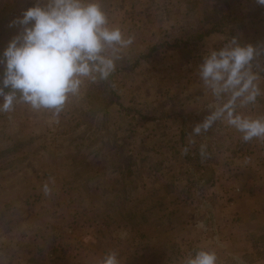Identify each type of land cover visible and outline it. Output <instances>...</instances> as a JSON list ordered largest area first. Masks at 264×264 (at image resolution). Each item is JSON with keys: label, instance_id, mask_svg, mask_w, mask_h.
<instances>
[{"label": "rangeland", "instance_id": "374dc122", "mask_svg": "<svg viewBox=\"0 0 264 264\" xmlns=\"http://www.w3.org/2000/svg\"><path fill=\"white\" fill-rule=\"evenodd\" d=\"M98 2L131 40L117 46L114 71L86 79L59 114L22 102L0 113V264H101L110 252L119 264H184L204 248L220 264H252L231 256L235 246L260 253L264 244L237 240L233 222L249 179L264 180V149L236 142L227 111L211 119L231 94L214 95L198 68L233 37L259 45L251 68L260 95L231 108L233 118L259 117L264 5ZM35 3L0 0V54L18 31L9 23Z\"/></svg>", "mask_w": 264, "mask_h": 264}, {"label": "clouds", "instance_id": "9594fccd", "mask_svg": "<svg viewBox=\"0 0 264 264\" xmlns=\"http://www.w3.org/2000/svg\"><path fill=\"white\" fill-rule=\"evenodd\" d=\"M256 2L264 5V0ZM9 27L18 31L0 54L4 69L0 74V113H10L22 102L36 111L59 114L71 97L79 95L86 79L95 82L97 74L106 79L114 71L117 46L131 43L119 27L109 25L98 0H36ZM258 47L241 45L233 37L223 48L205 55L198 68L200 80L214 95L231 94L229 104L211 119L227 111L228 123L243 134L245 142L264 137V117L233 118L231 108L239 98L254 103L260 95L255 83L258 77L251 68ZM109 50L112 56L106 54ZM217 262L214 250L200 249L184 264ZM101 264H119L116 253L106 254Z\"/></svg>", "mask_w": 264, "mask_h": 264}, {"label": "crops", "instance_id": "0c3cea01", "mask_svg": "<svg viewBox=\"0 0 264 264\" xmlns=\"http://www.w3.org/2000/svg\"><path fill=\"white\" fill-rule=\"evenodd\" d=\"M261 117H264V109L261 110L259 117H254L252 114V111L251 110L249 111V119H256V118H261ZM227 125H228L227 128H229L230 125L228 123ZM233 130L237 133V135H238V132L240 133V135L236 139V142L240 140L243 142V139H242L243 134L240 131H238L237 128ZM254 139H252L251 141L245 142V148L252 149V147L256 143V146L258 149L259 148L264 149V137L254 138ZM262 151L263 150H261L260 152H261L262 159L264 162V153H262ZM248 182H249V185H247L248 187H246L245 196L243 198V203L237 206L239 217L242 219L240 223L237 221L236 223L233 222V226L235 227L234 232L239 234L236 237L237 240L241 238L242 235L240 233H242V234L249 235L247 236L249 238L246 241H250V240L254 241L251 238L253 237L254 239L259 238L261 241L260 243L264 244V231H262L264 229V180L257 179L254 176H252ZM207 208L208 207H206L205 205H202L201 209H202L203 215L206 213ZM224 216L228 217V218H222L223 221H226V222L228 220L232 221V219L235 218L234 216L231 217L230 215H224ZM258 227L261 231H259L257 235L256 232L253 231V229L258 228ZM201 247L204 248L203 245H201ZM245 249L247 248L238 244L235 246L234 252L233 254H231V256L233 258L241 257L242 259H245L246 261H249L252 264H264V252L258 253L254 250L244 251ZM218 262L219 263L217 264H220L219 258H218Z\"/></svg>", "mask_w": 264, "mask_h": 264}, {"label": "trees", "instance_id": "16d2710c", "mask_svg": "<svg viewBox=\"0 0 264 264\" xmlns=\"http://www.w3.org/2000/svg\"><path fill=\"white\" fill-rule=\"evenodd\" d=\"M192 155V154H191Z\"/></svg>", "mask_w": 264, "mask_h": 264}]
</instances>
